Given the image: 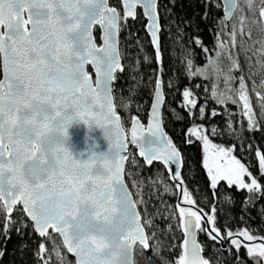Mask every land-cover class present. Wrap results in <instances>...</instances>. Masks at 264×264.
Instances as JSON below:
<instances>
[{
	"label": "snow or ice",
	"instance_id": "6c2138e0",
	"mask_svg": "<svg viewBox=\"0 0 264 264\" xmlns=\"http://www.w3.org/2000/svg\"><path fill=\"white\" fill-rule=\"evenodd\" d=\"M206 2L210 7H218L212 0ZM243 2L249 12L258 7L259 17L264 20V0H259L258 4L256 0ZM121 5L123 15L110 6L109 0H0V234L10 238L18 223L14 213L20 211L22 216L16 233L23 236L22 230L31 225L32 234L41 241L34 253L38 264H52L53 255L56 264H70L61 254L55 237L60 238L67 253L74 255L75 264H117L118 250L127 248L130 252L136 244L143 251L151 249L158 254L161 243L156 240L155 232L148 234L147 231L156 227L142 192L148 182L136 179L137 174L125 167V161L135 164L134 159L129 160L131 145L139 148V155L147 166L157 161L165 166L167 181L162 176L150 178L161 202L164 203V195L175 196L179 201L174 205L165 203V208L171 209L169 217H160L177 219V227L183 235L179 244L181 254L175 264H211L202 255L203 246L197 239L200 233L221 245L228 243V250H234L237 256L243 246L250 257L257 252L264 257V237L253 246L256 238L248 228L238 232L228 230L224 235L217 226L215 204L210 212L198 206L182 175V153L162 129L160 114L165 103V84L161 34L164 26L160 23L159 0H121ZM137 9L147 18V34L154 52V57L144 52L143 62H155L158 67L153 70L155 83L147 133L133 115L129 139L117 111L114 85L118 73L124 70L118 35L122 22L126 24L129 18H137ZM237 12L241 14L239 35H245L244 8L240 7L239 0H224L223 17L213 30V47L205 45L199 36L189 41L193 49L198 47L205 56V64L197 66L188 57L182 63L189 80L211 81L210 95L206 99L218 105L235 106L236 111L225 108L223 115L228 135L239 138L241 134L233 127L235 116L246 118L245 131L255 132L261 128L264 79L257 84L252 72L246 79L238 58L232 57V50L238 46L237 30L234 24L231 28L229 25ZM97 26L103 41L99 47L93 36ZM247 35L251 39V31ZM213 51L215 56L209 55ZM243 51L251 67V57L247 55L251 49ZM257 52L260 56L257 62L264 67V46ZM225 55L231 61L227 72L219 65ZM89 64L94 78L88 71ZM236 71L241 74L234 75ZM149 83H152L151 77ZM167 86L172 87L170 77ZM129 92L130 97L135 95V89ZM205 92H209L207 87ZM131 103L129 99L120 106L129 108ZM180 107L190 115L198 107L201 120L221 115L216 109L208 113L206 107L193 98L189 87L182 92ZM255 107L260 109L259 116ZM74 123L87 125L89 130L100 129L104 145L86 137L85 149L74 153L69 146L68 133ZM209 132L212 136L223 134L217 124L210 128L193 124L186 133L187 143L191 144L195 137L203 141L205 152L214 148L219 157L229 156L236 146L226 149L213 145ZM251 147V144L247 149L239 145L241 151ZM255 157L259 178L264 179V152L257 148ZM204 167L208 169L212 190L217 189L219 182L226 181L229 188L247 190L245 204L254 203L256 195L264 197V185L235 155L230 156L227 167L217 162L213 169L207 158ZM128 179L132 181L131 187ZM237 236L249 243L242 245ZM45 241L52 243L50 250ZM150 241L155 243L150 245ZM237 264H240L239 259Z\"/></svg>",
	"mask_w": 264,
	"mask_h": 264
},
{
	"label": "trees",
	"instance_id": "16d2710c",
	"mask_svg": "<svg viewBox=\"0 0 264 264\" xmlns=\"http://www.w3.org/2000/svg\"><path fill=\"white\" fill-rule=\"evenodd\" d=\"M109 3L121 13L120 0H109ZM256 3L258 4L259 1L256 0ZM212 4L218 5V7H210L206 0H159L160 21L164 26L161 34L163 81L165 84L163 88L165 103L162 109L163 127L182 153V175L186 187L192 193L198 206L203 208L205 212H210L213 204H215L217 226L221 228L222 234H227L228 230L238 232L239 229L248 228L254 237H264V197L256 195L253 197L254 203L245 204L249 195L247 190H237L235 186L229 188L226 181L219 182L217 189L212 190L210 178L203 165V141L193 137V142L187 143L186 133L193 124H203L205 128L217 124L223 134L212 136L209 132L212 144L220 145L226 149L236 146L231 155H235L242 163L249 166L250 171L264 185V179L259 178L258 160L255 157L257 148L264 152V120H260L261 128L259 130L248 132L245 131L248 127L246 118L235 116L233 117L234 131L241 135L239 138L236 135L229 136L225 128L226 118L223 112L225 108L234 112L236 111L235 106L231 104L218 105L214 100L206 99L205 97L210 95L211 81L202 78L189 80L186 76L185 65L182 63L185 57H188L193 59L197 66L205 64V56L200 53L198 47L193 49L189 41L199 36L205 45L209 48L213 47L215 39L213 30L216 28L218 19L223 17V13L220 0H212ZM145 25L146 20L138 11L136 19H128L126 24L122 22V31L119 33V51L124 70L122 74L118 73L119 78L114 85V95L118 105L117 111L125 128H128L131 122L130 117L133 115L137 116L143 123L146 122L152 100V87L155 83L153 70L157 69L158 66L155 62H143L144 52L154 57ZM141 45H143V51ZM209 55L213 56L214 51ZM134 68L137 70L133 71ZM150 77L152 78L151 84L149 83ZM169 77L172 80L171 88L167 86ZM196 85H200V87L197 88ZM185 87L191 89L193 98L197 100L199 105L205 106L208 113L216 109L221 115L201 120L198 107L194 110V114L190 115L186 109L180 107L182 92ZM205 87L209 89L208 93L205 92ZM130 89H135V95L131 97ZM129 99L132 101L129 108L120 106L127 103ZM257 116L259 115L257 114ZM241 144L245 149L248 148L249 144L252 147L250 150L241 151L239 148ZM133 159L135 164L126 161L125 167L128 171L137 174L136 179L148 182L142 188V192L144 199L148 201L147 211L149 216L154 218L156 227L147 231L148 234L155 232L156 240L161 243L158 254L151 249L143 251L141 247L137 246L134 249V263L175 264L181 254L179 244L183 235L177 227V219L162 220L160 217L161 215L169 217L171 209L165 208V203L174 205L177 203V198L164 195L162 197L164 203H162L161 198L155 193V186L150 182V178L155 179L161 176L167 181L168 173L161 163L153 162L151 166H147L143 159L137 155L135 148H132L129 154V160ZM245 179L248 180L247 177ZM127 182L131 187V179H128ZM160 191L162 192L163 189L161 188ZM228 197L231 199L229 200ZM141 210L143 211V207ZM21 216L20 211L14 213V219L18 223L11 231L10 238L0 234V253H4L0 256V264H38L34 253L41 241L35 234H32L31 225L22 230L23 236L17 235L15 229L20 227ZM169 226H171L170 229ZM53 235L55 236V234ZM55 239L56 243L61 246V254L65 257L66 262L75 264L74 258L63 248L60 238L55 237ZM198 240L203 246L204 257L209 259L211 264H237L238 259L240 264H264L258 252L250 257L247 248L243 246L239 250V256H237L234 250L231 252L228 250V246L221 250L218 242L211 241L203 233L198 235ZM45 243L50 250L52 243L50 241H45ZM153 243L155 241H150V245ZM173 245L176 247L173 248ZM52 264H56L55 255L52 256Z\"/></svg>",
	"mask_w": 264,
	"mask_h": 264
},
{
	"label": "rangeland",
	"instance_id": "374dc122",
	"mask_svg": "<svg viewBox=\"0 0 264 264\" xmlns=\"http://www.w3.org/2000/svg\"><path fill=\"white\" fill-rule=\"evenodd\" d=\"M259 1V0H258ZM240 7L244 8V16L246 17L244 21V33L242 37L239 35L241 30V20H240V13L237 12L229 25L231 28V25L234 24L237 30V48L232 50V57L233 59L239 60L240 66L243 70V74L245 75V78L247 79L249 72H252L255 74L254 79L256 80V83L259 84L261 79H264V67H261V64L258 63V59L260 58L259 53L257 50L261 49L264 44V20H261L259 17V8H255L252 12H249L247 7L244 5L243 0H239ZM248 31H251V39H249L247 33ZM250 48L251 51L248 52V56L251 57V67H249V60L246 58L245 53L243 49ZM255 53V54H254ZM237 54H239L237 56ZM215 56V52L214 55ZM220 68L227 72L228 68L231 65V61L227 58V56H222L219 60ZM211 71V69H209ZM234 75H240L241 73L239 71H236L233 73ZM248 85L251 88V81H248ZM223 80L220 81V88L223 89ZM261 91H264V89H261ZM255 96H253V102L255 104ZM256 113L259 115L260 109L259 107H255ZM203 145V142H202ZM203 165L205 162V159L207 158L208 163L213 169L215 168V163H221L225 167H227V161L230 160L231 153L229 156L219 157L216 153V150L214 148H209L207 152H205V149L203 147ZM206 169V168H205ZM206 172L210 178L208 169H206ZM263 258V257H261Z\"/></svg>",
	"mask_w": 264,
	"mask_h": 264
},
{
	"label": "water",
	"instance_id": "95a60500",
	"mask_svg": "<svg viewBox=\"0 0 264 264\" xmlns=\"http://www.w3.org/2000/svg\"><path fill=\"white\" fill-rule=\"evenodd\" d=\"M220 2H221V7H222V13H223V8H224V0H220ZM120 4H121V0H120ZM114 7V6H113ZM116 8V7H115ZM118 10V9H117ZM138 11H140L141 12V14L143 15V13H142V10H140V9H137V12ZM118 12H119V10H118ZM120 13V12H119ZM224 14V13H223ZM120 15H123V8H122V5H121V13H120ZM143 17L145 18V20H146V25H147V23H148V21H147V18L143 15ZM129 19H132V18H129ZM160 23H161V21H160ZM146 25H145V31H146V33H147V29H146ZM94 30H95V28H94ZM95 33H97V38H96V35H95ZM148 35V34H147ZM93 36H94V39H95V43H96V45L99 47V46H101L102 45V43H103V41H102V39H101V37H102V32H101V30L99 29V27L97 26V32H95V31H93ZM148 37H149V35H148ZM149 40H150V37H149ZM118 48H119V35H118ZM121 63H122V60H121ZM87 68H88V71L89 72H91V73H93V78H94V76H95V73H94V70H93V68H92V65H87ZM90 69V70H89ZM164 92V91H163ZM151 104H152V100H151ZM151 104H150V107H149V110H148V116H147V120H146V122L145 123H143L139 118V121H140V124H142L143 125V131H144V133L146 134L147 133V129H148V127H149V119H150V117H149V113H150V109H151ZM162 109H163V105H162V108H161V125H162V129H163V131L166 133V131L164 130V127H163V120H162ZM119 114V113H118ZM120 115V114H119ZM131 128H132V122H130V124H129V126H128V128L126 129L125 127H124V129H125V135H126V137L127 138H129L130 139V137H131ZM68 133H69V138H70V141H69V146H70V149L74 152V153H78V152H80V151H82V150H84L85 149V147H86V137H91L92 139H94V140H96L101 146H103L104 145V141H103V139H102V133H101V131H100V129H98V128H96V129H92V130H89L88 129V126L87 125H84V124H82V123H74L73 125H71L70 127H69V129H68ZM166 135L168 136V134L166 133ZM169 137V136H168ZM132 148H135L136 149V153H137V155L138 156H140L139 155V148H137V147H135V146H131L130 145V147H129V153L128 154H130V152H131V150H132ZM180 151V150H179ZM141 157V156H140ZM142 159H143V157H141ZM143 161H144V159H143ZM145 162V161H144ZM157 163H161L162 164V162H158L157 161ZM125 165H126V161H125ZM163 165V164H162ZM164 166V165H163ZM165 167V166H164ZM179 201L177 200V203H178ZM183 206V205H182ZM226 235V234H225ZM235 238H238V239H240L241 240V242H242V245L243 244H245V243H249V242H247V241H244V239H243V237H239V236H237V237H235ZM256 239L254 240V242H252V244H253V246H255V245H258L261 241H260V237H255ZM197 239H198V237H197ZM198 242H199V240H198ZM200 243V242H199ZM230 243V242H229ZM219 245H220V247L221 248H226L227 246H228V243H225L224 245H221L220 243H219ZM137 246H139V247H141L139 244H136V245H134L133 246V248L130 250V256H129V261L131 262V264H135L134 263V249L137 247ZM69 254V253H68ZM69 255H71L73 258H74V260H75V257H74V255H72V254H69ZM202 255H203V252H202ZM204 256V255H203ZM263 259V262H264V257L262 258Z\"/></svg>",
	"mask_w": 264,
	"mask_h": 264
},
{
	"label": "clouds",
	"instance_id": "9594fccd",
	"mask_svg": "<svg viewBox=\"0 0 264 264\" xmlns=\"http://www.w3.org/2000/svg\"><path fill=\"white\" fill-rule=\"evenodd\" d=\"M118 262L117 264H129V250L127 248H121L118 250Z\"/></svg>",
	"mask_w": 264,
	"mask_h": 264
},
{
	"label": "flooded vegetation",
	"instance_id": "af4514ba",
	"mask_svg": "<svg viewBox=\"0 0 264 264\" xmlns=\"http://www.w3.org/2000/svg\"><path fill=\"white\" fill-rule=\"evenodd\" d=\"M95 32H97V27H95V30H94ZM95 35H96V38H97V33H95ZM90 70V69H89Z\"/></svg>",
	"mask_w": 264,
	"mask_h": 264
}]
</instances>
